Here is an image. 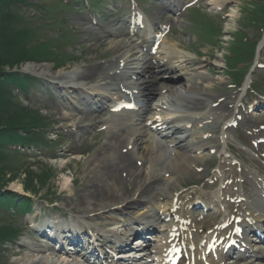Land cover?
<instances>
[{
    "label": "rangeland",
    "instance_id": "374dc122",
    "mask_svg": "<svg viewBox=\"0 0 264 264\" xmlns=\"http://www.w3.org/2000/svg\"><path fill=\"white\" fill-rule=\"evenodd\" d=\"M87 1L90 0H27L28 5L22 9V13L30 18L29 24L34 32L32 46H36L35 52L40 53L45 50L46 59L26 61L19 69H15L21 70L22 75H32L37 79L36 85L32 86L31 97L28 99L21 95L19 99L23 107H27L31 114L34 113L36 119L45 121L49 127L45 130L46 144H42L45 146L44 150H41L40 145L21 149L19 154H9L0 164V178L5 184V192L17 197V200L29 196L32 199L31 210L26 213L22 208L15 217L8 216L7 210L0 212V228L10 226L20 229L13 239H6L2 244L0 264H18L28 258L41 257L47 259L50 264H75V261L76 264H121L120 262L125 258L132 260L136 254L146 248L152 255L140 260L138 264H160L161 256H156L154 248L160 244L159 240L164 236L163 229L166 223L171 226L177 225V219L183 214H188L187 221L193 219L199 224L197 228L202 231L200 239L215 233L216 228L220 226L222 221L218 218L220 213L204 208L205 203L200 198L201 195L215 198L219 192L223 194L228 184L235 187L238 195H243L242 190H247L250 182L258 185L264 183V136H262L264 135V48L259 56H255V60H259L257 63L254 60L255 64L253 63L252 66L254 73L251 76V83L254 85L249 88L246 98L242 91L243 87L239 89L233 86L236 79H231V69H229L230 57H233L231 51L237 39L246 35L253 42L258 41L261 29L264 27L262 25L264 14L258 17L251 11L256 6L255 2L259 0H220L216 4L215 0H173L179 5L178 12L166 8L171 0H93L97 6L86 10ZM139 14L144 22L132 26L131 23ZM141 26L143 28H140ZM114 27L122 31L121 40L127 39L135 44L138 43L145 51L152 46L148 39L154 37L157 32L161 33L160 42L152 48L151 57L157 52L158 46H164L166 40L169 44L180 45L183 53L195 59H204L208 62L209 70L213 72L212 75L210 71L206 73L215 80L211 94L221 96L219 98L222 100L226 96H231L229 107L231 110L235 104L240 106V112H236V116H233L234 122L232 119L215 124L208 122L204 127L200 125L194 128L195 131L209 136L214 146L216 144L221 146L223 143L221 140L227 139V155L233 157L232 161L229 159L230 156L225 159L219 153L211 151L206 154L208 156L202 163V168L195 173L185 175L182 184L170 190L171 194L161 196V199H157V203L152 206L146 205L136 209L138 217L151 215L155 211L164 214L162 207L165 204L175 206L178 211L176 215L166 219V223L155 227L154 234L134 236L133 249L127 251L120 250L117 243L113 242L116 241V237L126 239L134 229L138 228V225H133L131 217L118 216L113 226L102 227L101 222L82 220L78 215L79 205L76 202L80 190L91 183V178L96 180V172L87 171L88 165L93 156L103 152L102 147L108 143V137L114 133L111 125L120 117L128 118L129 115L126 116L125 113L123 116L120 111L118 113L112 111L115 104L112 96H107L110 90L103 93L104 91L100 89L105 87L103 81L97 79L91 83L85 82L86 85L80 92L72 93L57 79L60 73L100 63L105 64L113 60L116 50L112 48L113 38L107 34V31H111ZM211 32L213 36L209 37L208 33ZM254 54L255 51L250 54L249 48V55L254 58ZM40 56L41 54L37 55L38 58ZM251 57L247 55L245 58L248 62L244 66L248 69L250 66L247 63H251L253 59ZM37 67H48V70L44 68L45 72L39 74L34 71ZM171 74L179 76V72ZM127 80L131 79L129 77L124 79ZM133 81L136 82L135 79ZM142 89L143 86L140 91ZM252 89L256 91L251 92ZM103 94L107 99L102 100ZM173 99L177 101L179 97L174 96ZM87 100L99 106L95 105V109L90 110L91 107L86 105ZM90 115L96 119L89 121ZM149 134L159 138L155 131H150ZM106 164H111V161L103 163ZM163 167L164 165L160 166L162 171H164ZM169 179L166 176L162 177L161 184H167ZM106 180L110 184L118 182L111 173L105 172L101 183L105 189ZM127 181L123 182V186L126 190H130L133 180ZM118 185L121 186L120 183ZM72 189L77 194H74ZM194 192L198 195L193 196ZM182 193L184 197L179 200L177 197ZM236 210L237 208L233 211ZM10 211L14 212L15 208L10 207ZM5 216L13 218V221L10 222ZM75 218L80 219V223L85 226L83 230L86 235L97 236L98 241H92V247L85 245V250L81 248L80 251H71L65 255L54 247L50 238L39 234V224L57 223V227L53 230L59 231L60 227H63L61 223H72ZM215 223L217 225L212 227ZM91 227L93 230H90ZM209 227L212 229L210 230ZM204 229H209L205 235ZM184 235L183 252L190 240L188 234ZM146 239H151V245L147 246ZM21 244L35 248L40 246L45 252L38 255L31 249H22ZM95 248L100 254L109 252L95 259L93 254L91 256ZM126 252H130L128 253L130 257H120Z\"/></svg>",
    "mask_w": 264,
    "mask_h": 264
},
{
    "label": "bare ground",
    "instance_id": "6f19581e",
    "mask_svg": "<svg viewBox=\"0 0 264 264\" xmlns=\"http://www.w3.org/2000/svg\"><path fill=\"white\" fill-rule=\"evenodd\" d=\"M219 2L220 0H215V4ZM167 7L178 11L176 3L173 1ZM107 32L113 38L111 42L113 50H116L115 58L105 64L100 63L90 67L77 68L71 72L60 73L57 75L58 81L65 84V87L72 93H77L85 87V82L91 83L99 79L105 84V87L100 88L101 91L106 93V90H110L107 96H112L115 105L119 102L127 103L128 98L135 96V93L142 92L144 99L141 104L136 103L137 106L134 110L122 108V115L127 113L125 115H129L128 118L120 117L115 124L111 125L114 133L108 137V143L102 147L103 152L91 158L87 171L96 172V180L91 178V183L80 190L76 202L79 205L78 215L84 221L101 222L102 227L113 226L116 217L125 215L131 217L134 222L133 225H138L141 230L138 232V228L135 227L137 229L134 230L133 236L154 234L155 227L166 223V219L176 213L175 206L165 204L162 207L164 214L155 211V213L144 215V217L136 216L135 210L146 205L152 206L157 203V199H161V196L171 194L170 190L181 185L185 175L195 173L202 168V163L206 161V156H208L206 154L211 153V151L219 153L227 159L230 156L227 155V139L222 138L221 146L217 144L214 146L213 140L209 136L195 131L194 128L200 125L204 127L208 122L215 124V122L222 120L225 122L233 119L240 108L235 104L232 110L229 109L231 96H226L222 100L219 98L221 96L211 94L215 80L211 76L213 72L209 70L208 62L183 53L181 51L183 48L181 49L180 45L169 44L168 41L164 40V46L158 47L155 55L151 57L152 49L144 51L138 43L135 44L127 39L121 40L122 31L119 28L114 27ZM149 41H153V45L156 43L155 39H149ZM44 68L48 70V67ZM44 68L37 67L34 71L41 74L45 72ZM208 71L211 72V75L206 73ZM174 72H179V76L171 74ZM127 77L132 81H124ZM250 83L251 80L249 79L245 82L244 93ZM142 86L143 89L140 91ZM107 96L103 94L102 100L107 99ZM174 96H178L179 100H174ZM129 101L135 103L131 102L132 100ZM86 105L91 107L90 110H94L95 105L99 106L97 103L91 104L88 100ZM95 119L93 115L88 118L89 121ZM150 131H155L159 138L154 134L150 135ZM229 159L232 161L233 157L230 156ZM107 161H111V164L103 165ZM161 165H164V171L160 168ZM105 172L111 173V176L117 178L118 181L110 184L106 180V189L101 185ZM164 176L170 179L167 184L162 185L161 180ZM130 179L133 180V185L130 190H126L123 182H128L127 180ZM119 183L121 186L118 185ZM249 186L245 191V199L244 196L240 197L235 192V187L229 184L228 187L225 186L222 195L219 192L215 198L208 195H201L200 198L205 203L204 208L220 213L218 218H221L223 223H230L231 221L235 224L236 222L232 219L235 216L238 218L239 225L250 223L251 228L257 231V224H253L252 221L255 219L257 222H264V183L258 185L250 182ZM72 190L74 194H77L74 189ZM194 195L197 196L198 193L194 192ZM183 197L184 193L177 198L181 200ZM191 197L190 195L189 198ZM232 197H235L236 200L231 199ZM235 208H237L236 212L233 211ZM80 219L75 218L72 223L60 224L67 229L72 226L75 227L74 230L71 229L68 232L69 234L65 233V230H61L60 234L63 237L71 238L77 245L78 251L81 248H83L82 250L86 248L85 239L81 237L82 233L79 234V230H77L85 227L80 223ZM187 220L188 214H183L177 225L171 226L167 223L164 225V236L160 238V244L154 248L156 256L162 257V264H168V261L165 262L168 248L170 247L171 254L175 249L171 243L172 237L179 241L181 230L184 228L190 235L187 251L188 255L193 258L194 264H228L229 261V264H264V241L254 245L251 243L253 240L250 241L243 232L231 234L227 240L228 242L231 240L233 242L239 241V250L232 247L225 250L223 247V253L219 258H216L218 254L212 252L216 243L210 238V240L206 239L202 245L200 243L202 238H199L202 231L197 228L199 224L193 219L191 222H187ZM73 223L78 226L73 225ZM56 224L50 225L52 230L57 227ZM44 225L39 224V227L43 228ZM174 227H178L177 230H173ZM90 230L93 228L91 227ZM90 236V240L97 238L94 234ZM130 236L124 240L125 244L121 247L122 250L126 251L133 248L132 238L134 237ZM145 242L147 246L151 245V239H146ZM193 246L197 248L192 250ZM210 247L211 251L208 252ZM21 248L31 249L38 255L45 252V249L40 246L35 248L21 244ZM61 252L65 255L67 253L65 249H62ZM92 254L98 258L97 250L94 249L91 256ZM151 255V251L146 248L136 254L135 259L125 258L120 263L138 264L140 260L149 258ZM235 255L234 260L231 261ZM125 256L130 257L127 252L120 257ZM205 258H207L206 261ZM87 259L89 258L87 257ZM18 264L50 263L41 257L39 259L28 258L23 263Z\"/></svg>",
    "mask_w": 264,
    "mask_h": 264
},
{
    "label": "trees",
    "instance_id": "16d2710c",
    "mask_svg": "<svg viewBox=\"0 0 264 264\" xmlns=\"http://www.w3.org/2000/svg\"><path fill=\"white\" fill-rule=\"evenodd\" d=\"M255 4L254 9L250 10L251 13L258 17L262 16L264 0H259ZM27 5V0H0V164L9 154H19L20 148L34 145L39 147V145L46 144L44 135L49 127L45 121L40 118L36 119L34 113L31 114L27 107H23L19 99L21 95L29 99L32 86L36 85L37 79L33 76L22 75L15 69H19L20 65L26 61L46 59L45 50L40 53L35 52L36 46H32L35 36L29 24L30 18L22 13L23 7ZM211 35L213 36V32L208 33V36L211 37ZM256 45L257 42H253L246 35L237 39L233 45L231 51L233 57H230L229 69H231L232 79H236L239 83L247 72V68L243 65L248 62L245 59L247 55L251 57L249 48L251 54L256 49ZM39 54H41L40 58L37 57ZM4 185L0 178L1 213L7 210L8 216L15 217L16 213L20 212V208L25 213L31 210L32 199L30 197L17 200V197H12L5 192ZM10 207H14L15 211L11 212ZM8 216L5 217L12 222L13 218ZM19 232L20 229L10 226L0 228V254L3 252L1 246L6 242L5 240L13 239Z\"/></svg>",
    "mask_w": 264,
    "mask_h": 264
}]
</instances>
